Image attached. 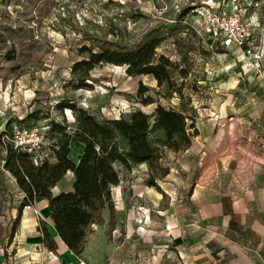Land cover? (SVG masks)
<instances>
[{
	"label": "rangeland",
	"instance_id": "374dc122",
	"mask_svg": "<svg viewBox=\"0 0 264 264\" xmlns=\"http://www.w3.org/2000/svg\"><path fill=\"white\" fill-rule=\"evenodd\" d=\"M236 6L260 22L254 43L264 51V0H0V125L7 131L31 113V121L75 130V111L57 108L68 101L99 121L141 109L151 123L163 119L180 144L169 149L163 130L153 128L161 157L152 170L115 163V225L110 231L106 208L91 234L101 238L96 264H231L233 243L263 260L264 237L241 224L235 201L249 175L264 174V58L256 74L211 31L218 14ZM151 41L157 45L142 73L102 61L89 72L90 88L73 87L72 66L89 52ZM160 57L162 83L149 72ZM148 96L153 102L144 104ZM71 152L76 157L74 144ZM150 175L160 189L147 183ZM171 220L176 230L167 234Z\"/></svg>",
	"mask_w": 264,
	"mask_h": 264
},
{
	"label": "trees",
	"instance_id": "16d2710c",
	"mask_svg": "<svg viewBox=\"0 0 264 264\" xmlns=\"http://www.w3.org/2000/svg\"><path fill=\"white\" fill-rule=\"evenodd\" d=\"M187 12L185 11L183 16ZM156 45L151 41L136 48L113 50L104 48L100 52H89L88 57L72 66V73L76 78L73 87L90 88L91 84L86 82L89 79V72L102 61L126 63L130 67H136L134 74L142 73L143 70L138 67L142 63L151 62ZM84 50L91 51L87 47ZM160 60L162 64L159 67L149 70L158 83L168 78L166 59L160 57ZM129 73L132 74L131 71ZM151 102L153 99L150 96L144 100V104ZM57 108L60 111L64 108L75 111L77 124L73 130L72 127L69 128L56 120L48 123L50 149L56 157L54 162L34 164L27 152L2 142L1 137L4 132L0 133V154L2 156L5 150V155L2 156L5 160L4 167L25 194L21 200V207L27 204L34 205L40 198L47 199L57 234L74 254L80 255L92 231V225L103 221L102 212L106 208L109 210L110 230L114 227L115 207L112 187L121 180L115 163L122 164L126 170L146 163L152 170L155 162L161 157L159 146L154 144L149 136L153 128L163 130L164 137L160 141L169 149L178 150L180 144L163 119L155 118L151 123V115L141 109H134L118 118L99 121L86 109L77 107L74 102L60 101L57 103ZM33 117H37V114H28L20 122L36 124L37 122L30 120ZM72 139L84 145L78 162L70 158ZM68 172L74 173L73 189L55 195L52 188ZM147 183L160 189L153 175H150ZM41 231L44 245L49 250H56L57 244L47 228L42 225Z\"/></svg>",
	"mask_w": 264,
	"mask_h": 264
},
{
	"label": "crops",
	"instance_id": "0c3cea01",
	"mask_svg": "<svg viewBox=\"0 0 264 264\" xmlns=\"http://www.w3.org/2000/svg\"><path fill=\"white\" fill-rule=\"evenodd\" d=\"M235 53L239 54V57H243L236 48ZM255 73L257 74V72ZM18 117L24 118V116ZM3 129H5V124L0 125V132ZM72 144L76 147L77 155L76 157L72 156L71 152L70 158L78 162L84 145L75 139L71 140V147ZM138 166L146 167V163ZM73 181L74 173L68 172L52 188L53 193L57 195L62 191L72 190ZM20 192L17 181L9 174L0 171V264H67L78 258L86 260L88 264L98 262L95 254L99 252L101 238L96 235L91 236V234H95L94 230L97 224L92 225V231L86 239L83 252L76 255L57 234L48 200L40 198L33 208L25 209L21 207ZM236 193L238 198L235 205L241 224L250 228L254 235L264 237V174L262 176L260 174L249 175L247 182L243 186L240 185ZM114 207L116 206L114 205ZM145 215L147 214L142 213L143 218ZM102 217L104 220V213H102ZM175 222L177 220H171L166 224ZM166 224L163 225L165 233L175 232L176 227L167 231ZM42 225L47 228L57 244L53 256H48L46 252L48 248L43 242ZM231 249L234 253L231 264H264V251L261 261V256L258 253H255L256 255L249 253L237 243H233Z\"/></svg>",
	"mask_w": 264,
	"mask_h": 264
},
{
	"label": "built area",
	"instance_id": "2783aa9c",
	"mask_svg": "<svg viewBox=\"0 0 264 264\" xmlns=\"http://www.w3.org/2000/svg\"><path fill=\"white\" fill-rule=\"evenodd\" d=\"M214 15H217L216 13ZM216 17L219 23L218 28H213L212 36L219 40L224 49L236 48L246 60L250 69L260 72L264 58L262 47L254 43V39L260 33V22L253 19H246L241 8L235 7L232 13H223V16ZM222 21V22H221ZM19 118L11 123L8 131L3 129L2 142L10 144L15 149L27 152L34 164L40 165L46 161L54 162L56 157L50 149L51 142L47 137L48 123L24 124ZM5 155V150L2 156ZM0 154V171L12 176L4 167L5 160ZM12 178H14L12 176ZM15 180V178H14ZM25 194L20 192V200ZM25 209L33 208V205H25ZM37 211V210H36ZM175 224H166L165 229L170 231ZM48 256H53L54 251L46 249ZM67 264H88L86 260L78 258L76 261Z\"/></svg>",
	"mask_w": 264,
	"mask_h": 264
},
{
	"label": "bare ground",
	"instance_id": "6f19581e",
	"mask_svg": "<svg viewBox=\"0 0 264 264\" xmlns=\"http://www.w3.org/2000/svg\"><path fill=\"white\" fill-rule=\"evenodd\" d=\"M75 143V142H74ZM73 145V144H72ZM72 148H73V146H72Z\"/></svg>",
	"mask_w": 264,
	"mask_h": 264
}]
</instances>
